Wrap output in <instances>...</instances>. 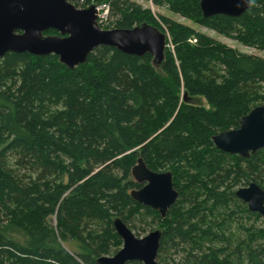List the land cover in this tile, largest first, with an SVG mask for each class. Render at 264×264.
<instances>
[{
	"label": "trees",
	"instance_id": "1",
	"mask_svg": "<svg viewBox=\"0 0 264 264\" xmlns=\"http://www.w3.org/2000/svg\"><path fill=\"white\" fill-rule=\"evenodd\" d=\"M85 1L107 2L113 29L166 27L173 49L160 68L108 46L74 69L55 55L0 57V264H97L123 246L117 218L137 237L162 229L158 264H264V220L236 196L264 189V150L244 159L212 141L264 106V58L130 0ZM151 1L264 51V0L239 18H204L200 0ZM139 158L173 175L165 219L130 196Z\"/></svg>",
	"mask_w": 264,
	"mask_h": 264
},
{
	"label": "water",
	"instance_id": "2",
	"mask_svg": "<svg viewBox=\"0 0 264 264\" xmlns=\"http://www.w3.org/2000/svg\"><path fill=\"white\" fill-rule=\"evenodd\" d=\"M251 5L252 0H200L204 18H239ZM98 15L96 4L79 9L68 0H0V57L6 53L55 55L61 64L74 69L85 64L96 48L108 46L126 55L150 54L156 67L163 66L167 48L165 33L146 23L132 29L104 30L98 23ZM48 31L58 35H46ZM212 141L218 150L244 159L264 150V106L244 116L238 129L217 134ZM132 177L142 188L133 190L131 198L165 219L179 199L172 173L155 172L139 158ZM236 196L247 204L249 211L258 213L264 220V189L251 183L239 188ZM113 225L123 246L114 256L100 257L97 264L132 261L158 264L161 230L137 237L121 219H115Z\"/></svg>",
	"mask_w": 264,
	"mask_h": 264
},
{
	"label": "rangeland",
	"instance_id": "3",
	"mask_svg": "<svg viewBox=\"0 0 264 264\" xmlns=\"http://www.w3.org/2000/svg\"><path fill=\"white\" fill-rule=\"evenodd\" d=\"M130 1L136 2V3L140 4V5H142L146 9H150L152 11V13L156 17H158V16L167 17L168 19H170L172 21H175L177 23H180V24H183V25H187V26H191L193 28H196V30H198L200 33H203L207 37H209V38L215 40L216 42L221 43V44H223V45H225L227 47L233 48V49H235V50H237V51H239L241 53H244V54L255 55V56L264 58V51L248 48V47H245V46L239 44L236 41L229 40V39H227V38H225V37H223L221 35H218V34L214 33L213 31H211L209 29H206L204 27H201V26L197 25L196 23L192 22L191 20L185 19V18H183V17H181V16H179L177 14L172 13L166 7H157V6H155L151 0H130ZM100 4L109 5L107 2H100ZM113 23H114V19L110 15V18H109L108 22H105L104 23L105 25H103V27H101V28L104 29V30H112L113 29ZM164 29L166 30V35H167V38H168V41H169L170 36L168 34V31H167L166 27H164ZM168 49H170V50L173 49V46L170 44V42L167 44L166 50H168ZM181 92L183 93V90H181ZM191 102L193 104L198 103V104L202 105L204 108L210 109V106L208 105V103L204 99H201V100H199V99L198 100L197 99L192 100L191 99ZM242 187H240V188H242ZM156 229H158L157 225H155L153 227L152 231H154ZM159 230L162 231V229H159ZM148 233H150V232H148ZM148 233H146L145 235H147ZM145 235H143V236H145ZM10 236H13L17 240H19V239L21 240L22 239L21 235L19 233H17V232H14V231L10 233Z\"/></svg>",
	"mask_w": 264,
	"mask_h": 264
},
{
	"label": "built area",
	"instance_id": "4",
	"mask_svg": "<svg viewBox=\"0 0 264 264\" xmlns=\"http://www.w3.org/2000/svg\"><path fill=\"white\" fill-rule=\"evenodd\" d=\"M70 3L74 4L77 8L79 9H84V8H87L91 5H93L94 3L92 4H87L85 0H68ZM97 5V8H98V12H99V15H98V23L101 27H103V25H105L104 23L105 22H108L109 20V11H110V8H109V5L107 4H101V5Z\"/></svg>",
	"mask_w": 264,
	"mask_h": 264
}]
</instances>
